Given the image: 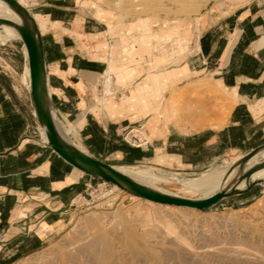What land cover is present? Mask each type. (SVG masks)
Returning <instances> with one entry per match:
<instances>
[{
	"label": "crops",
	"instance_id": "1",
	"mask_svg": "<svg viewBox=\"0 0 264 264\" xmlns=\"http://www.w3.org/2000/svg\"><path fill=\"white\" fill-rule=\"evenodd\" d=\"M79 1L28 0L27 10L40 31L58 127L60 123L72 127L75 132L68 138L82 150L111 166L148 163L189 171L264 144V0H212L196 17L193 55L160 70L131 65V78L125 79L124 70L112 64L108 48L114 22L100 10L92 15ZM134 27L144 34L139 40L137 33L128 47L135 52L152 47L151 38L171 41L174 33L171 29L150 33V22L147 28L139 24L127 30ZM179 37L181 48L185 37L181 32ZM4 52L0 43V55ZM140 56L133 58L140 63ZM205 70L222 90L228 112L223 123L190 130L178 120L172 90L201 81ZM108 71L122 85L117 86L114 102L98 106L94 85ZM156 90L162 95L159 103ZM144 95L149 101H140ZM157 103V112L149 108L140 116L141 104ZM132 126H141L147 135L139 148L121 138ZM41 134L31 99L0 69V259L28 254L64 232L76 193L96 179L65 161Z\"/></svg>",
	"mask_w": 264,
	"mask_h": 264
},
{
	"label": "rangeland",
	"instance_id": "2",
	"mask_svg": "<svg viewBox=\"0 0 264 264\" xmlns=\"http://www.w3.org/2000/svg\"><path fill=\"white\" fill-rule=\"evenodd\" d=\"M24 1H25L26 6L28 7L30 3L28 2V0H24ZM211 1L212 0H80L79 4L83 7V9H86L92 12V15L94 16L96 15L98 10L102 11L103 13H105V16H108L111 18L110 22H114L113 30H111V42L108 45V48L110 50V58H111L112 64L119 66L124 70L123 77L125 79L128 76H130L131 78V71L133 68L131 67V65L139 66L140 67L139 70H141L142 69L141 66H144V65L148 67L152 66L149 68L160 70V69H164L166 66H171V65L176 66L180 63L181 60H185L186 57L193 55L196 49V32H197L196 17L201 12V10L205 8ZM147 22H150V27H151L150 33H163L166 30L171 29L172 32H174V33H171L172 40L164 41L159 38H153V39L151 38L150 40L152 41H149L148 44L152 45V47H150L152 49L142 48L138 52L131 51L128 47L130 46L131 42L135 40L134 38L137 37L136 34L139 33V36H138L139 40L144 34H143L142 29L139 27H134L131 32L127 30V27L133 26V25L137 26L140 24V26H144L145 28H147ZM180 32L182 33V37H185L181 42L183 43L184 41L181 48L179 45L180 44V41H179ZM12 33L13 31H12L11 23L9 22L0 23V37L3 38V40L0 39V43L4 44V48H5V52L2 55H0V69L7 72V74L10 76L12 82L18 88V90H22V92H25V94L30 99L28 61L26 65L27 57L24 51L23 43L20 40V38L18 37L13 38V37L8 36V35H11ZM12 36H15V34H12ZM23 51H24V54H23ZM137 53L141 55L140 63L138 60L135 61L133 58V56ZM143 56H147V57H143ZM24 68H25V71H24ZM147 68L145 67L144 69H147ZM201 73L203 74L202 76L203 79L201 81L197 83L188 84L180 89L172 90V105H173V108L175 109L176 114L178 115V120L180 119L179 120L180 122H183L184 120L185 124L189 126L190 130L197 129V128H204L206 126L210 127L219 122L223 123L227 115V112H228V101L223 95L222 90H220L215 84L211 82V76H212L211 73L208 70H205ZM111 74H112V71H108L105 73V75H103V77L109 76L110 83H106L107 81L103 77H101L98 80L97 84L94 85L93 98L95 101L94 103L95 105L104 106L106 102H114L112 98H114V100L115 98H117L116 96L118 92L117 86H121L122 84L119 82L117 75H115L116 79L113 80ZM21 77H22V80H21ZM22 81L28 86L29 89L27 88L25 84L22 83ZM106 85H108L107 87L109 89L108 88L107 89L108 91H110V93L109 92L106 93L107 91ZM129 86L130 84L127 85V87ZM156 92H157L156 97H158L157 102L159 103L162 100V99L159 100V97H162V95L160 96L158 95V90H156ZM161 93H162V90H161ZM145 95L140 97L141 102L149 101L148 96L145 97ZM151 96H152L151 98L153 99L154 98L153 95ZM123 100H126L125 94H123ZM158 103L155 106L153 105L148 106L147 104H144V105L141 104L140 116L146 114L149 111V108H151L150 111L157 112L158 107H160ZM192 113L198 117L204 116V118L200 120L198 119L196 120L191 116ZM68 128L72 129L70 134H74L75 132L74 129L70 126ZM134 128L136 130H133ZM40 133H41V128H40ZM121 138L123 142L130 145L131 147L139 148L144 144L142 142L144 141L146 142L147 135L144 132V129L141 128V126H132V127L126 128L122 132ZM139 144L140 146H138ZM241 156L243 155L239 152L230 153L224 157H221L219 161L214 163L209 168H204V169H199V170H189V171H186V170L182 171V170L170 169V168H161V167L153 166L148 163L126 164L124 162H113L112 165L116 168L127 167V168L136 169V170H141L144 172V174L154 177L156 179V182L154 183V185L160 189H163V190H166L171 193L178 194V195H181L187 198H198L199 197L198 192L189 191L186 187H184L180 183V181L195 178L199 176L200 174H203L219 165L223 166V165L231 164L234 160H236L237 158ZM140 185L142 184L140 183ZM125 192L114 190L112 188L111 183L103 181V180H98V179L93 180L92 179L86 182L85 185L79 189V191L76 193L73 199V202H72V209H73L72 212L73 213L71 215V222L68 228L64 232H62L60 235L56 236L52 240L46 242L43 245V247L35 251H32L28 254H25L20 257L12 256L10 259L8 257H4L0 259V264H36V263L39 264L40 261L37 259L41 260L43 258L44 260L43 262L41 260L40 264H48L50 262L56 261L58 257L60 258V256L63 254V251L64 252L66 251V249H64L67 247L66 245L68 244L70 245L71 243L78 241V239H80L79 237H82V234H84L86 231L88 232L92 228H93V231H91V233H96L98 231H103V230L108 231V229H111V228L114 231L117 225L118 227H120L121 225V227L119 228L121 232L117 233V231H120L118 229H116L117 231L116 230L114 231L116 235L120 236V239L119 241L117 240V243L119 244L120 247L122 246L123 251L127 253V254L125 253L126 257L127 258L129 257L130 261L131 259H133L131 258L132 253H128L127 249H124L125 246H127L126 245L127 241L130 239L133 244V247H134V244L137 247V248L134 247L137 251L135 249L134 250L135 252H138L139 256L137 257L136 255V257H134L132 255V257H134V259L131 261L132 264H143V263L144 264H147V263L156 264L151 254L149 253L150 252L149 249L145 247L146 244L148 247L150 245L154 247V249H156V251H158L159 253H162V255L164 253L163 252L164 249H165L164 251L169 250L167 252L168 253L167 259L165 257H164L165 259H163L164 260L163 264H167V262L169 264V261L171 264V260H170L171 258L173 259L172 260L173 264L174 262L176 264H179V263L180 264H190V263L196 264L198 257L199 256L203 257L204 255L202 256V254L200 253L198 256L197 255L194 256L193 254L186 253V251H184L183 253L182 250H178V247H173L176 245L169 240V237H168L169 234H166L167 231L162 221L163 219H166V218H168L169 220H171V222H173L172 224L174 225L176 229L175 230L176 233L178 235L180 234V236L182 235L183 238L186 239V241L188 240L187 241L188 243L189 242L191 243V245L189 243L190 247L195 246L194 247L195 249L192 247L193 251L195 252L201 251L202 253L204 251L210 252V254L212 255L210 256L208 255L207 257L205 256V259L209 260L212 257L211 261L217 260L211 263L217 264L221 258L218 264L220 263L224 264L225 261H226L225 264H228L227 262L228 259H229V264H236V263L246 264V262L244 263V262H241L240 260L236 261L234 259H231L230 256L231 255L234 256V254H236L234 253L236 252L234 249V244H236V247L238 249H240L241 247L242 250L244 249V251H246L245 250L246 248H243L244 243L245 244L249 243V240H250V243L248 244V246H250L251 249H249L250 247L246 246L247 245L246 244L245 247H247V250H252L251 253H253L254 250L256 251V248H257L258 252L256 251V253L259 254L262 252V256H264V247H261V246H264V242H263L264 241V230L263 231L261 230L262 228L264 229L263 227L264 226L263 224L264 223V182L262 183V186L260 185L256 186L249 192L242 194V195H234V196L227 197L223 199L222 201H220L219 203L207 209L194 210V211L190 210L191 212L184 211L183 213L182 212L168 213L166 210H163L162 208L163 210L162 212L163 214H165L166 217L162 215L161 211H158L159 209H158V205L156 204L157 202H152L150 200H146L141 197L140 199L139 197L133 198V196L128 195V193L130 192L128 193H125ZM164 205L161 204V206L159 207H166ZM108 218H111V219H108ZM110 220H112V224L117 222V220L122 224H119L118 222L116 223L117 225L116 224L113 225L115 227L113 228L112 224L110 223ZM107 222H108L109 227L112 226L111 228H108L106 226ZM102 223H104L105 225ZM125 230H127V232ZM247 231H249L250 234ZM122 232L124 233L122 234ZM136 232L140 236L135 234ZM146 232L151 233L150 236L148 233H147L148 235H146ZM183 232H184V235H183ZM204 232L205 234H203ZM227 232H229L233 236L229 234L230 235L229 237V235H227ZM234 232L236 233V235H234L235 234ZM215 233L217 235L219 234L218 238L216 237ZM244 233H247V234H244ZM128 234H131V236L132 235L133 236L131 237ZM223 235H225L226 237L228 236V237L226 238ZM243 235L248 236V237L246 236L248 241H245L246 239L245 237H243ZM215 238L216 240H214ZM239 238L240 239L242 238V239L240 240ZM248 238H251V239H248ZM217 239L219 241H221L220 239H222L223 245L228 244L229 248L231 247V252H233V254L229 251L230 249L226 245H225V248L226 247L227 248L225 250V248H223L224 246L221 244L222 242L217 241ZM225 240H226V243H225ZM254 240L256 242H254ZM257 240H258V243H257ZM164 241L168 245H166ZM213 241L216 242V244ZM229 241L230 243L231 242L233 243L231 244L233 247L230 245ZM243 241L244 243L242 244ZM211 243L212 244L214 243L213 245L215 249L219 250L220 248H222L223 249V250L221 249L222 252H218L217 250L214 249L216 251L215 252L213 250V245ZM206 244H207V247H206ZM210 244L212 246H210ZM237 244L240 246L238 247ZM169 245L171 246L170 248L168 247ZM216 245H218L219 247L218 248L215 247ZM251 245L256 246V247H253ZM138 246H139V249H138ZM208 246H210L211 248ZM163 247L164 249H162ZM205 247H206V250H205ZM159 248L162 249V251ZM210 249L214 252H212ZM58 252H62V253L57 254ZM224 252L225 253L227 252L228 254L227 253L224 254ZM141 253L145 254V256ZM55 254H56L57 259L52 258L53 255L55 257ZM170 254H172V256L176 254L177 256L175 258V255H174V258H173ZM180 254H181V257H183V259L180 257ZM223 254L226 256H222ZM190 255H191V259H188L190 258L189 257ZM213 256L215 257L218 256V257L215 258ZM45 258H48V259H46L45 261ZM193 258H195L194 261H193ZM226 258L228 259L226 260ZM35 260H37V262ZM139 260H141V262L143 261V263L139 262ZM144 260L145 261L148 260L147 263ZM165 260H167V262ZM176 260H179V261L176 262ZM231 260H234L235 262ZM130 261L128 259L129 264H130ZM247 264H250V263L248 262Z\"/></svg>",
	"mask_w": 264,
	"mask_h": 264
},
{
	"label": "bare ground",
	"instance_id": "3",
	"mask_svg": "<svg viewBox=\"0 0 264 264\" xmlns=\"http://www.w3.org/2000/svg\"><path fill=\"white\" fill-rule=\"evenodd\" d=\"M22 7H24V8H26L27 9V6H26V4H25V1L24 0H16ZM6 22H9V23H11V25H12V31H13V33L12 34H15V36H12V34L11 35H8V36H10V37H13V38H15V37H18V38H20V34H19V27L20 26H22L25 22L23 21V20H21L18 16H17V14L14 12V10H12L5 2H3L2 0H0V23H6ZM11 33V32H10ZM4 37H6V36H4ZM0 39L1 40H3V38H1L0 37ZM24 51H25V54H26V57H27V53H26V49H25V46H24ZM28 75H29V69H28ZM104 79L107 81L106 83H110L109 82V76H105L104 77ZM108 85H106V89L108 88L107 87ZM109 89V88H108ZM108 89H107V92H109L110 93V91H108ZM213 107V106H212ZM199 112H200V110H199ZM200 120V119H199ZM208 120V119H207ZM60 127H61V130H62V132L68 137L69 136V134L71 133V131H72V129H70V128H68V127H64L63 126V124H61L60 123ZM133 130H136L135 128L133 129ZM137 132H138V130H137ZM41 133H42V139H43V141L45 142V143H47V139H46V135H45V128H43V129H41ZM136 133V132H135ZM133 134V133H132ZM79 147V146H78ZM80 148V147H79ZM245 155V154H244ZM243 155V156H244ZM242 158V156L241 157H239V158H237L236 160H234L231 164H227V165H223V166H221V165H219V166H217V167H215V168H213V169H211V170H209V171H207V172H205V173H203V174H200L199 176H197V177H195V178H192V179H186V180H182V181H180V183L184 186V187H186L189 191H191V192H198V198H187V197H183V196H181V195H178V194H174V193H171V192H169V191H166V190H163V189H160V188H158V187H156L155 185H154V183L156 182V179L154 178V177H151L150 175H147V174H144V172L143 171H141V170H136V169H132V168H127V167H122V168H115V170H117L119 173H121L122 175H124V176H126V177H128L129 179H131V180H133L134 182H136V183H139V185H140V183L142 184V186H145V187H148V188H151V189H153V190H156V191H158V192H161V193H163V194H166V195H169V196H173V197H178V198H185V199H204V198H207V197H209V196H211V195H213V194H215L216 192H218V191H221V190H225L226 192H228V191H230V190H232V189H234V188H237V189H242V188H244L249 182H251V181H260L261 183H263L264 182V148H262L257 154H255L254 156H252L250 159H248L243 165H242V168L241 169H238V167H237V165H235V164H237V162H239V160ZM253 168H255V169H253ZM250 170H252L251 171V173H250V176L249 177H246V176H244L245 175V173H247V172H250ZM182 186V187H183ZM112 188L114 189V190H118V191H121V192H125V191H127V192H125V193H128V192H130V189H129V187L128 186H126L125 185V187L124 188H120L119 186H117V185H115V184H112ZM125 190V191H124ZM128 195H131V196H133V198L134 197H139V196H136V195H134L133 193H128ZM139 199H140V197H139ZM137 204V203H136ZM157 205H158V211H163V210H166L168 213H170V212H173V213H177V212H184V211H194V210H197V209H194V208H190V207H182V206H174V205H167V204H163L164 206H166V207H159V206H161V204L160 203H156ZM249 207H251V206H249ZM162 208H163V210H162ZM244 210V209H243ZM190 211V212H191ZM165 212V211H164ZM250 212H252V211H250ZM126 213V212H125ZM159 213V212H158ZM178 213V214H179ZM162 215H164L165 216V214H163V212H162ZM170 215V214H169ZM248 215V214H247ZM111 216V215H110ZM113 216V215H112ZM163 216V217H164ZM184 216V215H183ZM241 216H242V214H241ZM166 217V216H165ZM92 218V217H91ZM183 218V217H182ZM251 218V217H250ZM258 218V217H257ZM256 218V219H257ZM94 219V218H93ZM108 219H111V218H108ZM114 219H115V217H114ZM114 219H112V220H114ZM259 219V218H258ZM257 219V220H258ZM112 220H110V223L112 224ZM119 220H120V218H119ZM246 220V219H245ZM250 220V219H249ZM116 221V220H115ZM114 221V222H115ZM122 221V220H121ZM163 221V223H164V226H165V229H166V231H167V233L166 234H169V240L171 241V242H173L176 246H173V247H178V250H182L183 251V253H184V251H186V253H189V254H193L194 256L195 255H199L200 253L202 254V256L203 257H198V259H197V262H196V264H210L211 262H213V261H211V258L209 259V260H206L205 259V256L207 257L208 255L210 256V255H212V254H210V252H206V251H204L203 253L200 251V252H195V251H193V248L195 247H190V245H191V243H190V245H189V243L186 241V239L185 238H183V236L181 235L180 236V234L178 235L177 233H176V229H175V227H174V225L172 224L173 222H171V220H169L168 218H166V219H163L162 220ZM256 221V220H255ZM103 222V221H102ZM104 222H106V221H104ZM119 221L117 220V222H115V223H113L112 224V226L114 225V224H116V223H118ZM125 222V221H124ZM186 222V221H185ZM110 223H109V225H110ZM102 224H104V223H102ZM101 224V225H102ZM107 225V227L108 228H111V227H109L108 226V222L106 223ZM119 224H122V223H120L119 222ZM125 224V223H124ZM126 224H127V222H126ZM142 224V223H141ZM187 224H188V222H187ZM264 224V223H263ZM100 225V226H101ZM105 225V224H104ZM117 225V224H116ZM94 226V225H93ZM103 226V225H102ZM123 226V225H122ZM243 226V225H242ZM96 227V226H95ZM104 227V226H103ZM120 227H121V225H120ZM120 227H118V225L116 226V228L113 226V228H115V230L116 229H118V230H120L119 228ZM248 227V226H247ZM252 227V226H251ZM255 227H257V226H255ZM264 227V226H263ZM105 228V227H104ZM126 228H127V226H126ZM95 229V228H94ZM245 229V228H244ZM249 229V228H248ZM255 229V228H254ZM97 230V229H96ZM102 230V229H101ZM109 230H111V231H109ZM114 230V231H115ZM128 230V229H127ZM127 230H125L126 232H127ZM233 230V229H232ZM235 230V229H234ZM243 230V229H242ZM253 230V229H252ZM258 230V229H257ZM262 231L264 230L263 228L261 229ZM91 231H93V228L91 229V230H89L88 232H90V233H88L87 231L84 233V234H82V237H79L80 239H78V241H76V242H74V243H71L69 246L68 245H66L65 247L66 248H64V249H66V251L64 252L63 250V254L60 256V258L58 257V259H57V257H56V254H55V257H54V255H53V259L55 258V259H57L56 261H53V262H50V263H48V264H129L128 263V259H129V261H130V258L128 257H126V252H124L123 251V248H122V246L120 247L119 246V244L117 243V240L119 241V239H120V236L119 235H116L115 234V232L112 230V228L111 229H108V231H106V230H103V231H98V232H96V233H91ZM117 231V230H116ZM226 231V230H225ZM224 231V232H225ZM240 231H241V229H240ZM244 231V230H243ZM255 231V230H254ZM261 231V232H262ZM95 232V231H94ZM118 232H121V230L120 231H117V233ZM128 232H130V231H128ZM202 232V231H201ZM210 232H211V230H210ZM216 232V231H215ZM246 232V231H245ZM248 233H249V231H247ZM252 232V231H251ZM124 232H122V234H123ZM148 232H146V235H148L149 234V236H150V234L151 233H148ZM208 233V232H207ZM212 233H214V232H212ZM212 233H210V234H212ZM217 233V232H216ZM215 233V234H216ZM235 233V232H234ZM121 234V235H122ZM135 234H137V232L135 233ZM203 234H205V232L203 233ZM209 234V235H210ZM225 234V233H224ZM230 233L229 232H227V235H229ZM233 234V233H232ZM240 234V233H239ZM244 234H247V233H244ZM250 234V233H249ZM254 234H256V233H254ZM129 236H131V234H128ZM137 235H139V234H137ZM142 235V234H141ZM145 235V236H146ZM183 235H184V232H183ZM209 235H208V237H209ZM214 235V234H213ZM219 235V234H218ZM218 235L216 234V237L218 238ZM222 235V234H221ZM231 235V234H230ZM230 235H229V237H230ZM234 235H236V233L234 234ZM258 235H259V233H258ZM260 235H262V234H260ZM133 236V235H132ZM131 236V237H132ZM140 236V235H139ZM144 236V237H145ZM153 236V235H152ZM167 236V235H166ZM212 236V235H211ZM223 236H225V235H223ZM231 236H233V235H231ZM247 235H243V237H245V241H248L247 240V237H246ZM256 236V235H255ZM135 237V236H134ZM143 237V236H142ZM201 237V236H200ZM205 237V236H204ZM215 237V236H214ZM226 237V236H225ZM225 237H223V238H225ZM228 237V236H227ZM226 237V238H227ZM236 237V236H235ZM238 237V236H237ZM254 237V236H253ZM259 237V236H258ZM141 238V237H140ZM153 238V237H152ZM166 238V237H165ZM206 238V237H205ZM257 238V237H256ZM255 238V239H256ZM127 239V238H126ZM143 239V238H142ZM141 239V240H142ZM146 239V238H145ZM144 239V240H145ZM147 239H148V237H147ZM167 239V238H166ZM209 239V238H208ZM229 239V238H228ZM240 239V238H239ZM242 239V238H241ZM240 239V240H241ZM248 239H251V238H248ZM253 239V238H252ZM263 239V238H262ZM135 240V239H134ZM200 240V239H199ZM204 240H206V239H204ZM214 240H216V238L214 239ZM221 241H219L218 239H217V241H219V242H222L223 240L222 239H220ZM231 240V239H230ZM235 240V239H234ZM239 240V241H240ZM244 240V239H243ZM260 240V239H259ZM120 241H122V240H120ZM133 241V240H132ZM147 241V240H146ZM160 241V240H159ZM167 241V240H166ZM210 241H212V240H210ZM232 241H233V239H232ZM263 241V240H262ZM157 242V241H156ZM165 242V241H164ZM169 242V241H168ZM203 242V241H202ZM214 242V241H213ZM254 242H256L255 240H254ZM264 242V241H263ZM154 243V242H153ZM153 243H151V244H153ZM215 244H216V242H214ZM213 243V244H214ZM225 243H226V240H225ZM229 243H230V241H229ZM244 243V241L242 242V244ZM249 243H250V240H249ZM249 243H244V247L243 248H246L245 250L246 251H244V249L242 250V248L240 247V249H238L237 247H236V244H234V249H235V251L236 252H234V253H236V254H234V256L233 255H231L230 253V258L231 259H234V260H236V261H238V260H240L241 262H246V264L249 262L250 264H264V256H262V252L261 253H259V254H261V255H259V254H257L256 253V251H257V248H256V251L254 250V252L253 253H251L252 252V250H247V247H245V245L246 246H248V244ZM257 243H258V240H257ZM150 244V243H149ZM156 244V243H155ZM154 244V245H155ZM161 244V243H160ZM165 244L166 245H168L166 242H165ZM164 244V245H165ZM212 244V243H211ZM210 244V246H212ZM222 245H223V242L221 243ZM231 244H233L232 242L230 243V245ZM256 244V243H255ZM127 246H125V248L124 249H127V251H128V253H132L131 254V258H133L134 259V257H136V255H137V257L139 256L138 255V252H135V248L134 247H136V245L134 244V247H133V244H132V242H131V240L129 239L128 241H127V244H126ZM219 245H220V243H219ZM225 245L226 246H228V248H229V245L228 244H224L223 246V248H225ZM238 245V244H237ZM260 245V244H259ZM160 246V245H159ZM205 246V245H204ZM210 246H208V247H210ZM232 246V245H231ZM240 245H238V247H239ZM251 246H253V245H251ZM146 248H148L149 249V253L151 254V256H152V258L154 259V261H155V263L156 264H163V259H167V255H168V251L166 250V251H164L165 249H164V247L162 248V249H164L163 250V255H162V253H159L158 251H156V249H154V247H152L151 245L148 247L147 246V244H146V246H145ZM161 247V246H160ZM167 247V246H166ZM169 248L171 247L170 245L168 246ZM197 247H199V246H197ZM203 247V246H202ZM206 247H207V244H206ZM206 247H205V250H206ZM215 247H219L218 245H216ZM220 247H221V245H220ZM233 247V246H232ZM237 249H236V248ZM248 247H250V246H248ZM253 247H256V246H253ZM253 247H252V249H253ZM261 247H264V246H261ZM137 248V247H136ZM141 248V247H140ZM168 248V249H169ZM211 248V247H210ZM227 248V247H226ZM226 248H225V250H226ZM135 249V250H134ZM138 249H139V246H138ZM147 249V250H148ZM160 249V248H159ZM162 249H160L161 251H162ZM167 249V248H166ZM195 249V248H194ZM200 249V248H199ZM199 249H198V251H199ZM215 248H214V245H213V250H214ZM222 248H220L219 250H221ZM230 249V250H229ZM228 250L231 252V247L229 248ZM233 249V248H232ZM249 249H251V247L249 248ZM259 249H260V247H259ZM143 250V249H142ZM208 250V249H207ZM211 250V249H210ZM215 250H217L218 252H222V250L221 251H219L218 249H215ZM214 250V251H215ZM126 251V250H125ZM137 251V250H136ZM141 251V250H140ZM172 251H173V249H172ZM175 251V250H174ZM203 251V250H202ZM212 251V250H211ZM214 251H212V252H214ZM233 251V250H232ZM248 251H250V252H248ZM260 251H262V250H260ZM211 252V253H212ZM216 252V251H215ZM217 252V253H218ZM258 252V251H257ZM59 253H62V252H58L57 254H59ZM126 253V254H125ZM145 253V252H144ZM169 253H171V252H169ZM176 253V252H175ZM178 253H179V251H178ZM181 253V252H180ZM227 253V252H226ZM225 252H224V254H226ZM232 254H233V252H231ZM141 254H143V253H141ZM173 254V253H172ZM172 254H170L171 256H172ZM177 254V253H176ZM176 254H174L175 255V258H176ZM216 254V253H215ZM215 254H213V255H215ZM222 255V256H226V255ZM228 254V253H227ZM132 255L134 256V257H132ZM144 256H145V254H143ZM174 255L172 256L173 258H174ZM186 255V254H185ZM50 256H51V254H50ZM141 256V255H140ZM229 256V255H228ZM227 256V257H228ZM45 257V256H44ZM143 257V256H142ZM165 257V258H164ZM180 257H181V254H180ZM185 257H187V256H185ZM190 258H188V259H191V255L189 256ZM213 257H215V256H213ZM218 257V256H217ZM217 257H215V258H217ZM146 258V257H145ZM182 259H183V257H181ZM180 258V259H181ZM46 259H48V258H45V261H46ZM49 259H50V257H49ZM133 259H131V261L133 260ZM140 259V258H139ZM147 259V258H146ZM169 259V258H168ZM181 259V260H182ZM194 259L195 258H193V261H194ZM208 259V258H207ZM223 259V258H222ZM228 258H226V260H227ZM37 260H39L40 261V263H41V260H42V262H43V260H44V258L43 259H37ZM37 260H35L36 262H37ZM149 260V259H148ZM147 260V261H148ZM171 260V264H173V262H172V258L170 259ZM218 260H219V258H218ZM220 260H221V258H220ZM220 260L218 261V263L220 262ZM234 260H231V261H234ZM131 261H130V264H132L131 263ZM145 261V260H144ZM147 261H145L146 263H147ZM166 262H167V260H165ZM177 261H179V260H176V262ZM185 261V260H184ZM208 261V262H207ZM209 261H210V263H209ZM215 261H217V260H215ZM214 261V262H215ZM223 261V260H222ZM240 261H239V263H240ZM137 262V261H136ZM139 262H141V260H139ZM152 262V261H151ZM186 262H187V260H186ZM185 262V263H186ZM188 262H190V261H188ZM192 262V261H191ZM228 264H229V259H228ZM235 262V261H234ZM31 263V262H30ZM39 263V264H40ZM46 263V262H45ZM141 263H143V261L141 262ZM150 263V262H149ZM179 263V262H178ZM193 263V262H192ZM217 263V264H218ZM226 263V261L224 262V264ZM231 263V262H230ZM37 264V263H36ZM144 264V263H143ZM148 264V263H147ZM151 264V263H150ZM167 264H168V262H167ZM169 264H170V261H169ZM174 264H176L175 262H174ZM180 264V263H179ZM191 264V263H190ZM194 264V263H193ZM211 264H214V263H211ZM221 264V263H220ZM237 264V263H236ZM241 264H243V263H241Z\"/></svg>",
	"mask_w": 264,
	"mask_h": 264
},
{
	"label": "water",
	"instance_id": "4",
	"mask_svg": "<svg viewBox=\"0 0 264 264\" xmlns=\"http://www.w3.org/2000/svg\"><path fill=\"white\" fill-rule=\"evenodd\" d=\"M2 1L14 10L17 16L25 22L19 27V34L20 40L25 46L27 53L30 82L29 94L39 127L41 129L45 128L47 145L69 164L98 180L115 184L120 188H124L126 185L129 187L131 193L143 199L160 204L190 207L197 210L207 209L227 197L242 195L254 186H262L260 181H251L242 189L234 188L228 192L221 190L204 199L173 197L137 184L115 170L116 167L91 156L79 148L58 127V121L54 115L50 101L43 46L40 31L35 19L30 12L22 7L16 0ZM262 148H264V144L242 156L239 162H237L238 169H241L242 165L252 156L257 154ZM251 171L252 170L245 173L244 176L249 177Z\"/></svg>",
	"mask_w": 264,
	"mask_h": 264
},
{
	"label": "built area",
	"instance_id": "5",
	"mask_svg": "<svg viewBox=\"0 0 264 264\" xmlns=\"http://www.w3.org/2000/svg\"><path fill=\"white\" fill-rule=\"evenodd\" d=\"M133 142H135V141H133ZM142 143H146V142L144 141V142H142ZM138 146H140V144H139Z\"/></svg>",
	"mask_w": 264,
	"mask_h": 264
}]
</instances>
